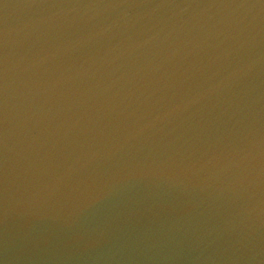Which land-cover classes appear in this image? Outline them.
Instances as JSON below:
<instances>
[{
	"label": "water",
	"instance_id": "1",
	"mask_svg": "<svg viewBox=\"0 0 264 264\" xmlns=\"http://www.w3.org/2000/svg\"><path fill=\"white\" fill-rule=\"evenodd\" d=\"M0 264H264V0H0Z\"/></svg>",
	"mask_w": 264,
	"mask_h": 264
}]
</instances>
